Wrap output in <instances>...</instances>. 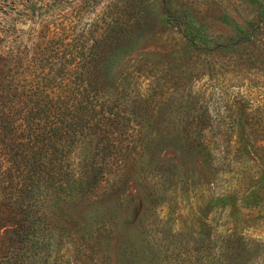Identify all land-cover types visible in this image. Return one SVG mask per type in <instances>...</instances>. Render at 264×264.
<instances>
[{"label":"rangeland","instance_id":"obj_1","mask_svg":"<svg viewBox=\"0 0 264 264\" xmlns=\"http://www.w3.org/2000/svg\"><path fill=\"white\" fill-rule=\"evenodd\" d=\"M0 264H264V13L0 0Z\"/></svg>","mask_w":264,"mask_h":264},{"label":"trees","instance_id":"obj_2","mask_svg":"<svg viewBox=\"0 0 264 264\" xmlns=\"http://www.w3.org/2000/svg\"><path fill=\"white\" fill-rule=\"evenodd\" d=\"M247 2L251 5V7L260 12L264 13V4L260 0H247ZM226 16H228L226 14ZM165 22L169 23L171 20H177L180 24H183L185 26V35L188 40H193L196 36V31H199L200 29L198 27H192L190 28L189 22L192 21V18L189 17V14L186 11L180 10L176 12H171L168 9H165V15H164ZM228 23H231L234 25L236 29H239V24L234 21H227ZM62 104L60 100H57L56 105L55 102L52 103L49 107L43 106L41 108L34 109L32 113H72V116H75L74 113H80L82 109V103L77 101L76 104L71 105L69 107H65L64 110H61ZM54 125H52V128L50 129V132H48V139H52V136H54V133L56 132V129H59L60 122H52ZM46 122L43 121L35 123V125L31 129V138L33 141H44L46 140ZM46 142V141H45ZM33 154L35 155L37 153V150L35 148L32 149ZM32 161L29 159V162ZM222 200H226V197H224Z\"/></svg>","mask_w":264,"mask_h":264}]
</instances>
